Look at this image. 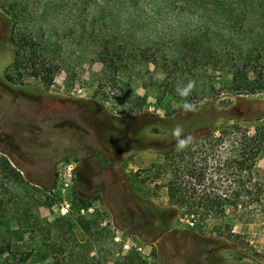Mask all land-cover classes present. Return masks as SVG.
<instances>
[{"label":"rangeland","instance_id":"obj_1","mask_svg":"<svg viewBox=\"0 0 264 264\" xmlns=\"http://www.w3.org/2000/svg\"><path fill=\"white\" fill-rule=\"evenodd\" d=\"M20 1L0 0V165L8 158L28 182L13 181L0 166V201L9 203L0 207V247L7 244L9 228L24 231L21 238L10 234L20 252L62 246L58 264H123L130 253L139 264H264V211L253 223L240 222L231 210L207 220L173 211L169 177L156 179L152 169L162 159L161 149L176 137L177 126L194 137L213 127L252 128L237 118L264 111V92L236 95L229 74L211 65L206 74L213 92L188 99L184 110L177 100L168 107L158 104L162 69L153 63L141 66L129 50L143 53L156 44L167 59L182 33L187 36L202 25L196 14L169 7L159 17L149 4L120 0L101 5L99 12L93 7L101 0H86L82 8H75L74 0H22L31 12L24 19ZM25 27L41 40L48 34L51 51L56 49L53 59L60 67L50 86L33 77L16 84L5 78L14 59L9 38ZM105 46L124 52L117 64L126 68L103 66ZM191 66L183 69L195 70ZM69 162L76 163L73 194L93 208L87 215L94 222L92 236L74 225L72 236L49 241L47 223L62 218L53 193L58 169ZM256 169L264 181V156ZM77 175L87 192L81 191ZM33 222L36 231L26 232ZM6 258L7 253L0 256V264Z\"/></svg>","mask_w":264,"mask_h":264},{"label":"trees","instance_id":"obj_2","mask_svg":"<svg viewBox=\"0 0 264 264\" xmlns=\"http://www.w3.org/2000/svg\"><path fill=\"white\" fill-rule=\"evenodd\" d=\"M85 1L74 0L75 8H82ZM120 2L129 5L149 4L159 17L163 15L164 9L169 7L188 9L196 14V22L199 19L202 22L193 33L187 36L182 33L179 36V47L170 52L166 56L167 59L161 58L162 53L155 49L156 44L146 46L143 53L133 48L129 50L130 54L138 56L141 66L146 67L153 63L155 68L162 69L165 78L158 87L159 105L168 107L177 100L184 110L190 106L188 99L213 92L211 78L207 79L209 76L206 74L210 65L213 70H223L229 74L230 89L236 95L264 92V0H120ZM20 3L24 19L28 15L30 17L28 3L22 0ZM104 4L110 5L112 0H101L93 10L99 12L100 6ZM49 38L46 34L41 40L37 33L26 27L13 31L9 43L14 51V59L10 72L5 75L9 83L16 84L25 77H33L47 86L52 85L54 74L60 64L53 59L56 49L51 51ZM103 49L100 55L104 67L126 68L122 64H117V61L122 59L123 51L108 46ZM185 65H192L189 68L195 70H185L183 69ZM168 67L180 68L169 72L165 69ZM200 70H204V76L200 74ZM189 81H195V88L186 97L181 96L177 88L187 85ZM237 119L251 123L252 128L239 124L223 129L213 127L198 137L190 135V132H183L180 137H175L161 149L162 159L158 163H153L152 169L156 179L168 175L166 188L169 205L173 211L182 210L187 215L207 220L224 217L227 211L231 210L235 218L243 223H253L262 215L264 181L257 172L256 162L259 157L264 156V111L251 116H239ZM215 131H218V134ZM180 139H183L185 144L183 148L178 149L177 143ZM2 165L13 181L28 182L23 180L20 170L14 167L8 158L3 159L0 166ZM43 189L46 192L47 189ZM8 205L9 203L3 204L0 201V207ZM89 207L91 206L83 203L75 195L74 209ZM88 217H77L73 224L70 217H59L47 223L48 228L44 237L53 241L55 235L72 236L71 226L74 225L79 226L86 235L92 236L94 222ZM32 224L36 226L35 222ZM33 225L26 232H35ZM57 232L59 234H56ZM10 234L21 238L24 231L10 232V229H7V244L0 247V256L7 253L6 264L45 262L49 258L54 259L53 264H58V260L55 259L56 253L63 250L62 246L57 248L55 244H45L43 251L20 252V249L14 248ZM123 264H139V258L134 253L127 254Z\"/></svg>","mask_w":264,"mask_h":264},{"label":"built area","instance_id":"obj_3","mask_svg":"<svg viewBox=\"0 0 264 264\" xmlns=\"http://www.w3.org/2000/svg\"><path fill=\"white\" fill-rule=\"evenodd\" d=\"M76 179V163L69 162L61 164L57 173V183L53 189V193L60 198L59 215L62 217H70L72 224L76 218L87 216L93 212V208L89 207L76 210L73 208V200L75 195L72 192L73 183Z\"/></svg>","mask_w":264,"mask_h":264},{"label":"clouds","instance_id":"obj_4","mask_svg":"<svg viewBox=\"0 0 264 264\" xmlns=\"http://www.w3.org/2000/svg\"><path fill=\"white\" fill-rule=\"evenodd\" d=\"M195 88V81H189L187 83V85L183 86V87H178L177 91L181 96H187L193 89ZM181 131L182 129L180 128V126H177L174 130H173V135L176 137H180L181 135ZM185 144V141L183 139L178 140L177 143V148H183Z\"/></svg>","mask_w":264,"mask_h":264},{"label":"water","instance_id":"obj_5","mask_svg":"<svg viewBox=\"0 0 264 264\" xmlns=\"http://www.w3.org/2000/svg\"><path fill=\"white\" fill-rule=\"evenodd\" d=\"M77 182H78V185L80 186V189H81L82 192H87L88 191L87 184L82 179L81 175H77Z\"/></svg>","mask_w":264,"mask_h":264}]
</instances>
